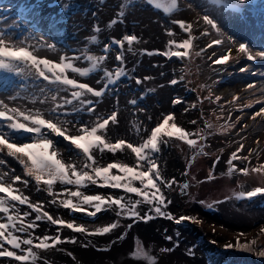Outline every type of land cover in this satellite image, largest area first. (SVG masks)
Returning <instances> with one entry per match:
<instances>
[{"label": "snow or ice", "instance_id": "6c2138e0", "mask_svg": "<svg viewBox=\"0 0 264 264\" xmlns=\"http://www.w3.org/2000/svg\"><path fill=\"white\" fill-rule=\"evenodd\" d=\"M134 2L135 0H127L129 5ZM144 2L153 5L156 9L163 8L169 15L182 10L178 0H165L164 3L160 0H144ZM210 2L219 5L224 12H236L247 0H210ZM64 7L66 8L67 5L64 4ZM124 8L125 5L122 4L118 18L108 23V29L123 22ZM202 19L205 25L215 30L218 37L224 36L214 16L205 12ZM171 23L178 24L183 32L188 33V38L183 39L182 42L172 39L168 42L166 51H158L155 54L183 61L189 56L188 50L193 47V39H195L191 34L192 24L182 20H172ZM17 28L18 23H13L8 27L0 26V72L6 77H15L20 81L19 84H15L5 79L4 92L0 93V194H2L0 195V257H8L19 264H36L38 256L34 249L47 250L62 243L75 244L77 242L74 237L62 239L60 233L63 229L88 237L102 236L120 227L121 219H129L133 223L140 221L147 223L160 217L173 221L177 225L185 221L199 223L195 217H176L166 211L172 201L167 198L164 189H172L177 181L175 178L169 180L162 175L158 155L162 146H170L173 142H182L192 149L193 159L196 155H208L205 152L206 136L203 130L189 132L176 123L174 112L162 113L155 126L150 129L142 128L139 122L132 125L134 134L139 138L137 143H133L122 138L113 139L110 135L112 127L119 123L118 108L107 113L97 110V105L102 103L105 95L114 90L112 86L117 85L122 78L134 79L136 85L142 83L140 78L130 76L124 67L125 44H127L128 52H134L132 46L134 42H139L138 37L134 34H125L120 39L112 37L108 43L103 45L100 55L91 53L81 55L77 51L70 55L60 54L58 60H54L44 53L59 52L55 43L49 42L46 37L38 36L34 32L17 36L15 31ZM101 31L98 24L94 25L95 34L85 39L98 45L100 43L98 34ZM166 34L169 37L175 36L171 29H166ZM208 34V29L201 33L202 36ZM213 45L225 48V51L219 55L215 50L213 51L212 55L216 57L212 61L214 65L228 63L232 53L231 45H235L238 54L246 57L248 61L264 60V51L250 49L246 44L237 43L230 37L227 38V42L222 38L214 39L207 47L211 48ZM112 52H115V60L118 64L112 69L103 67L109 53ZM147 54L152 55L153 53ZM196 55H200V52ZM81 64H86V66H81ZM239 71L264 78V72L257 73L252 65H245ZM69 73L73 75L69 76ZM94 73H100L95 80V83L100 85L99 88L77 79V77L88 78ZM149 79L152 77H144V80ZM169 83L176 85L178 81L172 79ZM9 84L12 85L11 92L7 87ZM29 84L36 91L31 94L23 91L22 95V90ZM245 87L257 90L255 83H249ZM149 91L154 90L149 89ZM258 91L260 99L243 104V108H251L253 103L264 104V81L260 83ZM90 97L96 99L93 100ZM18 99L27 100L31 107L14 103ZM143 99L144 94H141L139 100ZM204 99L210 100L211 94ZM239 99L240 97L233 96L229 103L235 106V102ZM139 100L134 98L129 103L135 109ZM219 100L220 97H215V101ZM181 103L186 102L180 97L172 101L173 107ZM192 107L195 108L196 105L192 104ZM137 110L144 111V109ZM85 114L88 116L87 121L77 118ZM257 117L264 119V106L252 115L253 120ZM148 119L152 118L148 117ZM238 120L239 118L237 122ZM191 123L196 124L197 121L193 120ZM205 127L211 129L213 125L205 122ZM221 127L227 131L235 127V123H226ZM143 133L148 134L145 136ZM53 136L62 137L77 150L71 160L64 159ZM243 149L244 144L240 142L237 149L231 153L226 162L227 175L231 176L236 172L244 176L250 173L264 174V164L253 168L247 166L237 168L234 161L250 163L249 158L256 152L255 149H249L247 155H240ZM118 152L124 155V160L104 162L107 153L115 156ZM256 154L258 156V153ZM129 156L134 158L131 164L127 162ZM6 157L15 160L23 170L22 175L31 179H22L21 175L14 174L15 170L8 167ZM77 160L80 161L79 164ZM219 160L220 157L217 156L212 166L213 170ZM183 175H188V171L185 170ZM207 179H214L211 170ZM32 181H34L33 187L36 192H46L47 196L51 197L47 201L48 205L66 209L69 215L83 213L95 220L98 214L111 211L115 213L117 219L102 226L89 227L75 220H65L60 216L50 214L44 202H33L30 196L25 194V189L29 188ZM57 185L62 186L61 190H56ZM90 186L120 190L122 194L115 192L87 194L84 189ZM180 187L182 192H186L189 184L184 183ZM260 195H264V186L234 193L237 200H251ZM221 202L216 201V203ZM144 205L147 206V211L141 215L138 209ZM22 206H26V210H22ZM207 207L212 209L213 204H208ZM33 213H35L34 218L30 219ZM38 222L56 226V234L35 235V229L39 227ZM132 227L133 224L127 225L129 230ZM260 231L264 233V227H261ZM125 237L126 233L118 237V240H123ZM165 239L171 242L173 238L166 236ZM255 243V240L248 243H241L237 240L235 245L229 243L225 245V248L254 251L251 246ZM84 246L87 247V244ZM175 246L178 247V242ZM161 251L170 252L172 249L166 248ZM188 252L189 255L193 254L192 249ZM135 254L147 255L142 248H137ZM257 254L264 257V250H260ZM129 255L132 256L133 253ZM151 261L155 264L154 257Z\"/></svg>", "mask_w": 264, "mask_h": 264}, {"label": "rangeland", "instance_id": "374dc122", "mask_svg": "<svg viewBox=\"0 0 264 264\" xmlns=\"http://www.w3.org/2000/svg\"><path fill=\"white\" fill-rule=\"evenodd\" d=\"M63 2L67 5L66 8L62 5L61 0H7L6 3L0 6V26L8 27L13 23H18V28L15 31L25 35L29 32H34L38 36L46 37L49 42L55 43L60 50L59 52H54L50 57L54 60H58L60 54L67 53L70 55L73 52H80L81 48L82 52L86 55L90 52H92L91 54L96 53L95 55H100L102 54L101 49L103 45L108 43L112 37L120 39L125 34L136 35L139 42H134L132 46L134 52H128L127 44H125L124 67L130 76L140 78L142 83L136 85L134 79L122 78L117 85L112 86L114 90L105 95L102 103L97 105L98 111L106 113L118 108L119 123L112 127L111 137L113 139L122 138L126 141L137 143L139 138L134 134V128L132 127L134 123L139 122L142 128L147 127L150 129L155 126L162 113L174 112L176 123L179 126H183L185 130L189 128L191 132L202 129L207 142H212V147L205 149L208 155H196L195 159H193V150L187 149L181 144L177 146V142L171 143L169 147L173 150L172 155H168L166 146H162L161 152L158 155L162 175L165 178L173 176L179 188H181L180 185L188 183L189 187L187 190L201 201L208 200L206 204H212L220 200L226 201L217 204L211 211H206L196 203H192L191 205L184 203L185 205L182 207L178 201L172 199V203L166 209L167 212L176 217L183 215L195 217L199 223H192L190 221V227L182 229L174 226L170 220L160 217L154 218L147 223L143 221L133 223L132 220L126 219V222L133 224V227L129 230L127 228L128 224L126 225L124 231L126 237L123 240H119L117 244L113 243V241L118 240V237L122 234L121 224L120 227L110 234L92 237L63 229L60 233L62 239L74 237L77 242L75 244L62 243L47 250L34 249L38 256L36 264H46V262L47 264H152L151 258L153 257L155 258V264H206L203 251L199 254L197 253L203 244L207 250L212 251L214 249H223L229 243L235 245L237 240L241 243L255 240L256 243L252 246L258 250L257 252L255 250L242 251L232 248L239 255L253 256V254L263 250L264 233L260 229L264 227V204L258 205L257 202H248V199L237 200L234 193L240 191L246 192L250 188L258 187L256 186L258 183L264 182V174L250 173V175L244 176L242 173L236 172L228 176L226 162L230 157L229 153L237 148L240 142L244 144V149L240 155H247L249 149H255L256 152L249 158L250 163L248 161H234L237 168L245 166L253 168L259 161L264 159V119L260 117H257L255 120L252 119V115L259 111L264 104L254 103L251 108H244L242 114H240V111L230 108L228 104L225 105L227 107V115H229L231 121L236 119V125L227 131L214 132L205 127L206 119L210 118L212 121H215L219 117L222 124L225 125L228 116L225 118L221 112V108L213 109L212 104L207 101L204 104H195L194 102L195 108L192 107V104L189 106V101L193 100L197 93L193 92L192 94L185 90L182 81H178L176 85L169 83L172 79L177 80V73L182 72L179 59L175 58L171 61H166L165 56L155 54L158 51H166L170 40L175 39L177 42H182L186 38L185 32L182 33L183 31L176 24H172V20H182L192 24V27L196 28L204 24L202 15L208 12L211 16L215 17L221 30L224 32L223 37H218L215 30H211L208 27L209 34L207 36L210 37L211 41L222 38L227 42V38L230 37L239 43L241 40L240 33L234 27H230L224 31V26L247 24L245 19L230 16V12H224L221 7H204L203 0H178L182 10L174 12L169 16H163L156 11H150L151 8H146L145 5L140 3L134 2L129 5L127 0H103V3H101V0H63ZM122 4L125 5L123 22L117 23L111 29H108V23L112 19L118 18V12ZM22 6L28 7L30 13L36 14L37 21L35 22L38 25L41 24L42 20H48L51 29L54 28L59 33L50 35L48 34L49 31L45 30V27L40 30L34 29L35 25L33 24L35 22L27 21L17 14L19 12L18 9L21 10L23 8ZM93 13H95V16H93ZM97 24L102 31L98 34L100 43L94 45L85 38L95 34L93 26ZM166 29H171L178 34L169 37L166 34ZM207 45L208 43L205 45L206 48H208ZM86 46L87 49L83 48ZM231 47L233 53L237 52L235 45H231ZM214 50L219 55L225 51V48L213 45L203 55V58L211 57L212 60H215L216 57L212 55ZM256 51H264V45L258 47ZM147 53L153 54L148 55ZM47 54L44 53V55ZM237 61L231 62V67L235 71L236 76L225 79L215 89L224 92L222 100H225L227 96H231L234 93L259 97L260 93L258 89L264 78L258 75L253 76L241 73L239 69L245 65H252L257 73L264 72V60L257 59L255 62H252L239 54ZM209 62V60L199 59L198 64L195 61L193 67L195 71L193 82L197 86L198 92L204 95L208 92L205 87V81L220 75L219 69L207 70L206 64ZM117 64L115 52H112L109 53V57L104 62L103 67L112 69ZM81 66H86V64H81ZM188 69L191 71L192 67L188 66ZM71 75L73 74L71 73ZM93 75L95 76L94 87L99 88L100 85H97L95 80L99 77L100 73H94ZM144 77H152V79L144 80ZM5 79L11 80L15 84L20 83L17 78L6 77L4 73L0 72V83H5ZM249 83H255L257 90L246 89L245 86ZM7 87L11 92L12 85L9 84ZM149 89H153L154 91H149ZM23 91L31 94L36 90L29 84L22 90V95ZM141 94H144L143 100H139ZM176 97H180L186 103L173 107L172 101ZM90 98L96 99L94 97ZM134 98L139 100L135 109L129 103ZM14 103L25 104L31 107L29 102L24 99H18ZM137 109H144V111H138ZM197 109L199 111L198 115L196 113ZM148 117L152 119L149 120ZM237 118H239L238 122ZM193 120L197 121V123L192 124L191 121ZM147 134L143 133L145 136ZM59 138L63 140L62 137ZM53 139L56 141L55 138ZM56 146L58 147L57 144ZM256 153H258V156ZM61 154L65 160H71L76 155V149L70 150L63 146ZM217 156L220 157V160L219 163H216L213 170L212 166L214 163L212 161L216 160ZM117 159L124 160L125 157L119 152L115 156L107 153L104 157V162H112ZM6 160L8 161V167L15 170L14 174L21 175L20 165L11 157H6ZM127 162L133 163L134 158L129 156ZM77 163L79 164L80 161L77 160ZM185 170L188 171V175L186 176L183 175ZM210 170L214 176L212 180L207 179ZM22 179L29 178L22 176ZM247 181L252 184L250 185ZM33 185L34 181L30 183L28 189H25V194L29 195L33 202H44L45 208L50 214L60 216L65 220H75L89 227L102 226L113 220L112 214L107 212L98 214L95 220L83 213L69 215V211L66 209L48 205L47 201L51 197H48L46 192H36ZM19 186L22 187V185ZM61 188L62 186L60 185L56 186V190H61ZM100 189L96 186H90L88 189H84V191L89 194L97 192ZM256 201L264 203V195L258 196ZM22 210H26V206H22ZM138 210L142 213L147 208L140 207ZM34 216L35 213L32 214L30 219L34 218ZM38 223L39 227L35 229V235L56 234V226L44 222ZM256 234L257 236H255ZM199 235L203 236V241L195 243ZM166 236H171L173 238L172 241L166 240ZM78 241L81 242L78 243ZM213 241H216V243H213ZM177 242L178 247L175 246ZM85 244H87V247L84 246ZM137 248H142L143 252L147 253V255L135 254ZM166 248H171L172 251H161V249ZM189 249H192V255H189ZM235 251H229L230 255L227 258H221V264H233L232 260L236 258ZM130 253H133V255L130 256ZM216 258V255L210 256L211 261ZM240 259L242 262L239 264H250L249 259ZM256 259L260 261V264H264V259L260 256L256 255ZM0 264H19V262L4 257L3 260L0 259Z\"/></svg>", "mask_w": 264, "mask_h": 264}, {"label": "trees", "instance_id": "16d2710c", "mask_svg": "<svg viewBox=\"0 0 264 264\" xmlns=\"http://www.w3.org/2000/svg\"><path fill=\"white\" fill-rule=\"evenodd\" d=\"M194 62V61H193ZM204 143H205V145H206V147H205V149L206 148H210V147H212V144L211 143H209V142H207V141H204ZM191 150V149H190ZM168 153L169 154H173V150H171L170 148H169V146H168ZM178 188V184L176 185V186H173V188L171 189V190H176ZM250 242V241H249ZM256 252L258 251V250H256L255 249V247H253V246H251ZM264 250V249H263ZM256 255H258L257 253H256ZM259 256V255H258ZM262 259H264V257H262V256H260ZM251 261H253V260H251ZM233 262V264H239L240 262H241V260H240V258H234V260L232 261ZM260 262V261H259ZM259 262H251L252 264H260Z\"/></svg>", "mask_w": 264, "mask_h": 264}, {"label": "bare ground", "instance_id": "6f19581e", "mask_svg": "<svg viewBox=\"0 0 264 264\" xmlns=\"http://www.w3.org/2000/svg\"><path fill=\"white\" fill-rule=\"evenodd\" d=\"M182 33H184V32H182ZM3 92L4 91H2V93ZM208 123L213 125V127L211 129L214 130V131L223 130V128L221 127L222 125H221V123H220V121L218 119H216L215 121H212L211 119H208Z\"/></svg>", "mask_w": 264, "mask_h": 264}]
</instances>
